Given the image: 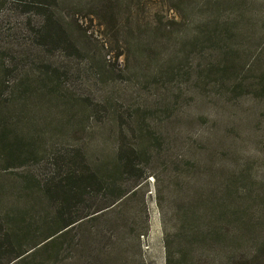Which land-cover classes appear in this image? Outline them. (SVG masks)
I'll use <instances>...</instances> for the list:
<instances>
[{"label":"rangeland","instance_id":"obj_1","mask_svg":"<svg viewBox=\"0 0 264 264\" xmlns=\"http://www.w3.org/2000/svg\"><path fill=\"white\" fill-rule=\"evenodd\" d=\"M28 1L32 0H0V74L3 67L14 68L19 74L30 73L40 62L48 63L59 70L67 97L82 99L89 107L102 102L96 109L100 119L95 118V124L85 120V130L77 129H82L78 136L97 149L98 157L113 153L120 130L127 133L121 140L125 144L135 142L140 132V139L142 132L155 137L143 143L148 149L140 164L144 177L123 183L124 187L137 184L129 199L76 223L57 241L56 260L45 264H166V235L173 253L172 233L182 225V218L198 214L203 221L204 203L216 204L225 194L237 195L236 204L245 218L263 220L264 96L247 86L255 85L264 73V0H244L248 26L240 39L230 42L240 65L236 78L201 87L195 75L189 78L197 69L196 60L193 67L190 62L183 63L181 71L171 77L152 76L148 67L134 62L132 57L138 53L112 41L118 29L97 16L92 5L95 0L57 3L66 34L77 48L73 51L62 45L65 50L44 55L37 46L36 28L41 18L32 5L24 6ZM195 1L203 0H189ZM134 3L132 8H137L145 27L171 19L163 0ZM217 55L208 51L203 62L215 60ZM16 80V75L9 73L5 85L10 87ZM235 83L246 87L247 94L237 98L229 94ZM28 113L14 118L10 130L24 132L33 144L52 131L48 127L71 116L54 106L49 111L36 109L31 121ZM30 158L23 157L17 162L24 163L22 166L0 176V207H8L9 185L16 175L43 178L51 170V160L47 161L41 149L38 156ZM91 194L88 214L103 208L104 194ZM244 194L250 196L249 201ZM198 253L195 248L191 254L193 264H205Z\"/></svg>","mask_w":264,"mask_h":264},{"label":"trees","instance_id":"obj_2","mask_svg":"<svg viewBox=\"0 0 264 264\" xmlns=\"http://www.w3.org/2000/svg\"><path fill=\"white\" fill-rule=\"evenodd\" d=\"M60 1L63 0H32L24 4L32 5L30 8L41 18L36 28L37 46L44 55L65 50L62 45L73 51L77 48L66 34L62 15L56 9ZM163 1L171 19L151 28L143 25L137 8H132L134 0H95L92 5L98 10V17L118 29L112 41L123 43L133 53H138V57H132L134 62L148 67L152 76L177 75L183 63L190 62L193 67L196 60L197 69L189 78L195 75L200 87L236 78L240 65L230 42L240 39L244 26H248L244 0ZM208 51L218 52V58L203 62ZM50 65L40 62L30 73L19 74L14 68L3 67L0 74V176L22 166L24 163L17 162L25 156L33 160L40 149L47 161L51 160V170L46 177L16 175L9 185L11 201L7 208L0 207V264L55 261L59 252L57 241L70 228L84 218L129 199L137 184L124 187L123 183L144 177L140 164L148 149L143 143L155 139L148 132H142L140 139V132L135 142L125 144L121 140L126 139L124 134L127 133L120 130L113 153L106 156L101 153L98 157L97 149L90 147L86 139L82 140L78 136L82 129H77L85 130V120H93L95 124L94 119H100L96 109L102 102L91 103L94 107H89L82 99L67 97L61 88L63 78L59 70ZM9 73L17 77L10 87L4 81ZM247 87L264 96V73L255 85ZM246 92L241 83L232 84L228 91L236 98ZM51 106L71 116L55 127H48L52 131L39 136L35 144L27 141L24 132L10 130L14 118L22 113L29 112L31 121L36 109L49 111ZM73 111L76 113L71 114ZM57 138L60 142L55 140ZM92 192L104 194L103 208L88 214ZM245 198L250 200V196ZM238 200L237 195L225 194L216 204L204 203L203 221L202 215H185L182 225L172 233L175 237L173 253L166 235V264H193L191 254L195 248L200 250L198 256L205 264H264V216L262 221L255 222L245 218L244 211L236 204ZM189 226L201 228L196 230Z\"/></svg>","mask_w":264,"mask_h":264}]
</instances>
